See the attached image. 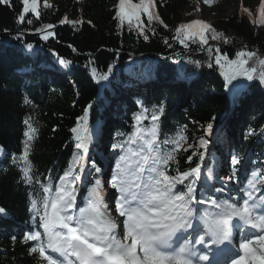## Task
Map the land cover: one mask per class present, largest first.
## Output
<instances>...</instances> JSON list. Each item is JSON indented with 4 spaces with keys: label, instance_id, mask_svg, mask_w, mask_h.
<instances>
[{
    "label": "trees",
    "instance_id": "obj_1",
    "mask_svg": "<svg viewBox=\"0 0 264 264\" xmlns=\"http://www.w3.org/2000/svg\"><path fill=\"white\" fill-rule=\"evenodd\" d=\"M189 1L156 0L157 11L167 27L154 22L152 27L155 31H146L148 40L138 36L136 31H130L127 24L122 29L117 28L113 6L118 0H47L50 7L44 6L45 0H38L41 15L36 17L28 13L23 22L18 21L23 7L20 0H11V7L0 4V146L4 151V155L0 156V208L5 210L0 213V264H39L38 258L29 255L33 242H22L24 233L37 228L39 222L36 216L34 223V213L29 211V193L39 185L29 186L18 182L20 172L11 164L13 154L22 152L23 133L26 131L24 120L29 116L34 118V123L38 122L39 135L30 160L34 165V178L39 179L41 184L46 183L47 177H51L54 183L68 166L75 143L71 129L76 126L77 118L83 116L84 108L92 104L88 124L97 133L103 111L110 113L111 109L117 107L110 100L119 96V91L125 88L122 83L131 82V77L141 79L151 75L153 83L143 92L123 96L125 110H117V118L123 124L116 126L119 130L107 129L106 144L112 132L125 131L129 134L133 131L134 114L142 108L151 110L153 105L160 103H164L166 108L160 122L161 137L176 134L184 124L191 123L196 137L200 139L203 136L208 140L205 133L207 125L212 123L214 128L221 123L229 111L222 88L229 69L215 63L216 50L219 49L221 55L226 54L229 60H235L241 50L255 51L259 57H263L259 52H264V25L257 23L260 3L251 4V1L244 0L242 6L227 15H219L216 11L214 19L206 22L223 36L212 40V32L208 31L207 46H201L198 37H193L186 41L188 47L185 48L174 37L177 35L175 29L181 23H188L183 22L182 9ZM138 2L133 0V3ZM226 3L228 0H212L211 4L206 5L221 10ZM243 8L250 9L252 15L243 12ZM65 18L80 23H61ZM141 19L147 25V17L142 15ZM29 20L32 23H28ZM49 24L54 26L55 36L44 40L39 33ZM17 34L19 39L16 38ZM224 38L229 42L225 43ZM28 43L33 45L32 49L26 47ZM235 44L249 48L236 49ZM209 47L211 52L208 51ZM126 51L146 55L131 57ZM188 58L196 62L195 66L184 64ZM61 59L71 63L61 65ZM110 64L113 68L109 80L97 83L92 69L95 68L99 75L107 72ZM208 64H212V67L209 68ZM252 65L257 68L254 76L264 71L256 59L250 61ZM122 70L129 72L130 76L123 79ZM139 71H143L142 75L137 74ZM189 77L199 78L198 93L192 88L189 95L194 100L184 104L183 108L172 109L173 102L176 103L186 94ZM174 80L181 90L159 86L161 81ZM202 87L210 90V95L215 92L214 98L206 95V92L202 93ZM249 90L255 93L256 98L255 95L253 97L256 100L264 97L257 83L245 91ZM221 92L222 97H218ZM201 94L205 95L200 97ZM25 96L32 104L23 102ZM148 115L150 117L151 112ZM247 123L252 127L251 134L245 130L242 135L238 127L235 150L242 155L247 154L250 148L260 150L264 155V132L260 130L262 121L259 129L253 128L256 121L252 120L250 124L247 120ZM142 126L149 127L150 119L143 120ZM97 137L98 134L94 139ZM219 146L215 144L212 148L215 150ZM185 148L186 152L178 154L181 171L189 166L195 167L199 162L198 153L204 151L195 146ZM96 153V150L91 152V159L98 164ZM188 156H193L192 162H188ZM176 167L171 165L169 173L175 175ZM14 236L15 241L12 239Z\"/></svg>",
    "mask_w": 264,
    "mask_h": 264
},
{
    "label": "snow or ice",
    "instance_id": "obj_2",
    "mask_svg": "<svg viewBox=\"0 0 264 264\" xmlns=\"http://www.w3.org/2000/svg\"><path fill=\"white\" fill-rule=\"evenodd\" d=\"M20 2L23 7L18 15L19 22H23L28 13L36 17L41 15L38 0ZM204 3L211 4L212 0H204ZM0 4L12 6L11 0H0ZM44 6L50 7L47 0ZM113 7L117 28L122 29L127 24L130 31H136L145 40L149 38L146 31H155L152 27L154 22L167 27L157 11L156 0H139L138 3L118 0ZM242 11L252 15L248 8ZM142 15L147 17V25L141 19ZM257 15V23L264 25V0H260ZM65 22L80 23L67 18L61 21ZM45 27L51 29L54 26L49 24ZM208 31L212 32V40L223 36L207 22L196 19L181 23L175 29L177 35L174 38L187 48L186 41L198 37L204 46L208 45ZM52 35L48 31L42 39L47 40ZM16 38L19 39V34ZM224 42L229 40L224 38ZM26 47L32 49L33 45L28 43ZM208 51H212L211 47ZM216 51L215 63L229 69L226 73L229 84L237 81L238 77L249 81L254 79L257 68L250 66L253 59L264 68V57H259L255 51L241 50L235 60H229L226 54L221 55L219 49ZM70 63L69 60H60L64 66ZM208 67L211 68L212 64ZM112 68L110 64L108 71L99 75L93 68V78L97 83L108 81ZM259 79L264 82V71L259 73ZM239 86L233 85L234 88ZM23 102L32 104L27 96ZM91 107L89 103L84 108L83 116L77 118L76 126L71 129L74 151L68 166L54 183L51 177H47L44 184L34 178L30 155L39 135L38 122L34 123L31 116L24 120L23 149L19 155L13 154L11 164L20 172L18 182L39 185L29 193V211L34 213V223L35 217H39L37 227L43 232L33 229L25 232L22 238L25 244L33 242L29 248L30 256L38 258L39 264H264V187H258V184L264 185V173L258 169L251 171L242 197L229 195L221 198L226 187L215 188L209 183L218 178L215 165L209 166L206 159L209 141L200 137L198 147L204 151L198 153L199 162L195 167L189 166L181 171L178 154L187 151L184 144L188 137L181 129L173 137L160 140V122L166 112L164 103H160L153 105L151 110L142 108L134 114L131 133H116L117 139L110 145L115 154L110 179L89 181L85 172L86 157L97 176L107 175L89 156L90 145L97 134L88 124ZM145 119H150L147 128L142 126ZM205 133H213L212 123L207 125ZM3 155L0 146V156ZM187 160L192 162L193 156H188ZM241 163L237 156L231 157L234 168ZM171 165H177L175 175L169 173ZM237 178L236 171L230 176L219 177L225 185ZM202 179L204 184L198 188ZM105 183L115 190L114 208L107 202ZM82 184L87 187L83 206H79L77 194ZM209 191L212 194L205 196ZM4 212L0 208V213ZM234 229L240 233L239 254L229 262L225 258L236 251ZM250 229L258 234L245 238ZM12 239L15 241L16 237Z\"/></svg>",
    "mask_w": 264,
    "mask_h": 264
},
{
    "label": "rangeland",
    "instance_id": "obj_3",
    "mask_svg": "<svg viewBox=\"0 0 264 264\" xmlns=\"http://www.w3.org/2000/svg\"><path fill=\"white\" fill-rule=\"evenodd\" d=\"M249 1H251V4L260 3V0H249ZM243 4H244V0H228V3H226L224 5V8L221 9V10H218L214 6L211 7V6L206 5L202 0H190L189 3L186 5V7L182 9V16H183V20L186 21V20L190 19V17H188V14L194 12V14L201 15L202 18H204L206 20H213L216 11L218 12L219 15L231 14L237 8H239L240 6H242ZM191 19H194V18H191ZM205 47H203V49H205ZM239 48L241 49V48H244V47H239ZM195 51H197V50H195ZM126 52L128 53V51H126ZM194 62L195 61H192V59L191 60H185L184 61V64H186V65H194L195 66L196 62L195 63ZM250 86L251 85H249L248 88ZM201 90H202V93L203 92L205 93L206 91H209L207 89H204L203 87L201 88ZM206 93L209 94L210 92H206ZM204 95L205 94H201L200 97H203ZM253 95H255V93L254 92H250V90H249L248 92L245 93L244 99L239 103L238 112L237 111H228V113L226 114V118L224 119L225 121H223V123L224 122L225 123L222 124L223 128H225V129H227V130H229L231 132H236V129L239 127L241 130H244V131L247 130V132L249 133L250 130H252V127H251V125H248L249 123H247V120H248V122L250 120L251 121L253 120V121H256V123L254 124L255 126L252 125L253 128H258V129H259V123L262 121V124L263 125L260 127V130L262 131V133L264 132V99H263L264 97L262 99L256 100L255 99L256 98V95H255V98L253 97ZM184 97L185 96H183L182 98H180L178 101H176V103L173 102V105H174L173 108H175V107H177L178 109L183 108L184 107L183 106L184 104H188L190 102V101H184L183 100ZM235 98L236 97H234V99ZM193 100L194 99H192L191 102ZM238 100L239 99H237V101ZM229 101L230 100H227V104L228 105L230 104ZM118 105H117L118 106V110H121L122 109L120 107H124L123 103H121L120 100L118 101ZM115 109L116 108H114V110ZM117 113H118V111L117 112H112V113H109V114L107 112L106 113V117L110 121H116L117 117L115 115ZM229 114H233V116H232L233 118H230L229 119L228 118ZM186 136L188 137V139H187V143H186L185 146L192 145V146H195L196 147V145H195V144H197V141H196V139H197L196 132H195V130H193V128H192L191 125L187 129ZM208 136L210 137L212 135H208ZM234 139H236V138H234ZM234 139L233 138H230L229 141H233ZM233 142L232 143L231 142H226V145L223 146L222 145L223 142L221 141V137H220V141L218 142V145H220L221 147H226V149H229V146H235V142L234 143ZM197 149H198V147H197ZM246 149H248V147H246ZM94 150L100 151V150H103V148H102L101 144H96V145H94L93 151ZM215 150L217 152V149H215ZM248 151H250V153H253L256 156H259V158H257V159L262 160V154H261V151L260 150H253V149H250L249 148ZM214 152L212 151V149H210L207 152L206 157L207 156H210L211 158H215L216 157V154ZM261 169L264 171V160L260 161V170ZM87 171L89 173H90V171H93L91 165H90V167L89 166L87 167ZM91 177H93V173L91 174ZM210 184L214 185V187L217 188L216 187V183L212 182Z\"/></svg>",
    "mask_w": 264,
    "mask_h": 264
},
{
    "label": "bare ground",
    "instance_id": "obj_4",
    "mask_svg": "<svg viewBox=\"0 0 264 264\" xmlns=\"http://www.w3.org/2000/svg\"><path fill=\"white\" fill-rule=\"evenodd\" d=\"M212 7V6H211ZM189 15H191V16H189ZM188 17H190V18H194V20H196V19H202V20H204L205 22L207 21L206 19H204V18H202V16L201 15H197V14H194V12H192V13H190V14H188ZM234 46H236V49H240L239 47H245V48H249V47H247V46H243V45H241V44H235ZM255 49V48H254ZM260 54V56H263L264 57V52H259ZM187 60H191V58H188ZM198 69H200V67L198 68ZM122 74V73H121ZM127 74H125L124 76H126ZM114 76H119L118 74H114ZM128 76V75H127ZM198 76V75H197ZM125 77H123V79H124ZM188 83L186 84L187 86H190V87H193V88H195V89H198V86H197V84L195 83V82H192V80H191V78L189 77V79H188ZM122 82V81H121ZM225 82H227V80H226V77H225ZM142 84H147L148 83V80L146 79L145 81H142L141 82ZM228 83V82H227ZM122 84H124V82L122 83ZM164 85V84H163ZM224 85L225 84H223L222 85V88H224ZM160 86V85H159ZM164 86H169L170 88H173V89H176V90H181L180 89V85H178V84H171V83H167V84H165ZM221 87V86H220ZM263 88H264V84H263ZM224 91V90H223ZM211 92V91H210ZM213 94H215V92L214 93H212L211 95H209V94H207L208 96H211V98H214L213 97ZM222 92H221V94H219V96L218 97H222ZM117 108V107H116ZM120 108H122L121 110H125V107H120ZM129 111H131V110H129ZM247 112V111H246ZM245 112V113H246ZM247 115V114H246ZM116 117H119V115L118 114H116L115 115ZM233 116V114H229V116H228V118L230 119V118H233L232 117ZM251 120H250V124H251ZM225 123V122H224ZM223 123V124H224ZM230 123V122H229ZM190 125H192V124H190ZM221 133H223V135L227 138V139H230V138H236V139H238L237 137H238V132L236 131V132H231V131H229V130H227V129H225V128H223V130H221L220 131ZM236 139H234V141H236ZM217 140V139H216ZM196 141H197V144H195L196 145V147H198V142H199V139L197 138L196 139ZM210 143H213V142H210ZM111 145V144H110ZM193 147V146H192ZM107 148V147H106ZM104 152H106V150H104ZM223 153H225V154H229V155H234V152L232 151V150H229V149H226V150H224L223 151ZM97 157H98V159H99V162H102V160H106L105 158L106 157H109V158H111V156H113L114 154L112 153V151H111V149H110V147L109 148H107V153L106 154H104L103 152H101V151H98L97 153ZM235 156H236V154H235ZM228 176H230V174H228ZM251 230V232L252 233H254L255 232V230L254 229H250ZM41 232H43V230L41 231Z\"/></svg>",
    "mask_w": 264,
    "mask_h": 264
},
{
    "label": "water",
    "instance_id": "obj_5",
    "mask_svg": "<svg viewBox=\"0 0 264 264\" xmlns=\"http://www.w3.org/2000/svg\"><path fill=\"white\" fill-rule=\"evenodd\" d=\"M46 31H51L53 33V35L55 36V28L54 27L51 28V29H47ZM66 46L69 47V48H72L71 45L66 44Z\"/></svg>",
    "mask_w": 264,
    "mask_h": 264
}]
</instances>
